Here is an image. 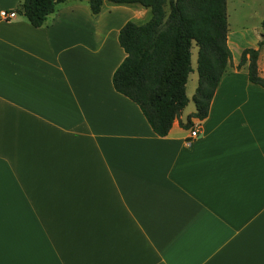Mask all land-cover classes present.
Masks as SVG:
<instances>
[{
  "label": "crops",
  "instance_id": "crops-1",
  "mask_svg": "<svg viewBox=\"0 0 264 264\" xmlns=\"http://www.w3.org/2000/svg\"><path fill=\"white\" fill-rule=\"evenodd\" d=\"M20 1L0 0L17 13L0 16V264H264V87L237 67L264 41V0L241 30L244 2L226 0L208 115L187 127L182 110L165 136L112 83L119 30L149 8L65 0L36 27Z\"/></svg>",
  "mask_w": 264,
  "mask_h": 264
},
{
  "label": "trees",
  "instance_id": "trees-1",
  "mask_svg": "<svg viewBox=\"0 0 264 264\" xmlns=\"http://www.w3.org/2000/svg\"><path fill=\"white\" fill-rule=\"evenodd\" d=\"M65 0H21L19 12L33 26L45 24L48 15ZM104 0H87L92 15L100 13ZM116 4H139L149 8L150 18L141 24L128 20L120 28L118 41L126 56L115 69L116 91L136 102L153 131L168 134L174 119L188 103L186 83L192 71L191 47L197 46L195 110L188 115L203 119L222 73L231 60L227 45L226 0H108ZM264 28V19L261 22ZM258 48L242 51L240 67L248 61V79L264 87L258 74Z\"/></svg>",
  "mask_w": 264,
  "mask_h": 264
},
{
  "label": "rangeland",
  "instance_id": "rangeland-1",
  "mask_svg": "<svg viewBox=\"0 0 264 264\" xmlns=\"http://www.w3.org/2000/svg\"><path fill=\"white\" fill-rule=\"evenodd\" d=\"M243 2L244 3L238 4V9L236 10L238 17H240V22L242 19H252V21H255V22L250 24V23H246V22L240 23L238 21L237 22H233V21L231 22L229 20V22L231 23V28L233 30L246 29V28H249L253 25H257V19L262 14V7L259 4L260 0H255V2H253V0H243ZM229 3L231 4V0H229ZM250 3H253L254 7H253V5H250ZM240 5H241V7H240ZM230 13H231L230 16L232 18V12L230 11ZM149 17H150V15H149ZM258 26H259L258 30H260V32L262 30L264 31V28H262L261 24H259ZM192 44H193L192 48H191V50H192V66L194 68V71L192 74H190L188 81H187V84H186V95L188 97V103L183 109V115H185V116L189 112H191L195 109L194 100H193V93L195 92V88L197 85V72H196V50H197V47H196L194 42Z\"/></svg>",
  "mask_w": 264,
  "mask_h": 264
},
{
  "label": "built area",
  "instance_id": "built-area-1",
  "mask_svg": "<svg viewBox=\"0 0 264 264\" xmlns=\"http://www.w3.org/2000/svg\"><path fill=\"white\" fill-rule=\"evenodd\" d=\"M17 15L15 10H6V9H2L0 10V16L3 19H13L15 18ZM201 132V123L200 121L193 124V126L190 128V138H197L200 135Z\"/></svg>",
  "mask_w": 264,
  "mask_h": 264
}]
</instances>
